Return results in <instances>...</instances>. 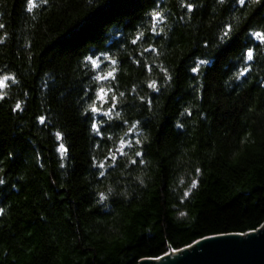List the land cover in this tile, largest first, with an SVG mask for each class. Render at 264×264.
Segmentation results:
<instances>
[{
  "label": "trees",
  "instance_id": "trees-1",
  "mask_svg": "<svg viewBox=\"0 0 264 264\" xmlns=\"http://www.w3.org/2000/svg\"><path fill=\"white\" fill-rule=\"evenodd\" d=\"M0 25V264H137L264 222V0H0Z\"/></svg>",
  "mask_w": 264,
  "mask_h": 264
},
{
  "label": "water",
  "instance_id": "water-1",
  "mask_svg": "<svg viewBox=\"0 0 264 264\" xmlns=\"http://www.w3.org/2000/svg\"><path fill=\"white\" fill-rule=\"evenodd\" d=\"M137 264H264V222L255 230L206 235Z\"/></svg>",
  "mask_w": 264,
  "mask_h": 264
},
{
  "label": "snow or ice",
  "instance_id": "snow-or-ice-1",
  "mask_svg": "<svg viewBox=\"0 0 264 264\" xmlns=\"http://www.w3.org/2000/svg\"><path fill=\"white\" fill-rule=\"evenodd\" d=\"M47 2H48V0H44V3H47ZM258 2H259V0H253V3H258ZM218 3L225 4V0H218ZM229 3H238L239 5L243 6V5H245L246 0H229ZM27 4H28L29 9H31L32 6H33V0H27ZM186 7L188 9H192V10H195L197 8V6L194 5V4H187ZM159 16H160V13L159 12H153L152 13V17L153 18H156V17H159ZM0 27H3V25H0ZM244 28H247V24L244 25ZM244 28H241L240 31H244ZM233 35H234V33H233L232 25L231 24H227V23L223 24V30L220 32V40L221 41H228V40H230V38ZM245 38H246V40H248L250 42L251 41H259L260 43L264 44V30H262V29H255V30L248 29L247 32H245ZM137 39H139V36L137 37ZM132 43L133 44L136 43V40H133ZM103 56L109 57V53L108 52H104L103 53ZM84 59L86 61H90L91 64H92V66L94 68L98 66L97 60L96 59H93L92 56H85ZM242 59L245 60V61H252L254 59V49L252 47H247L246 49H243ZM111 63L115 64L116 61L115 60H112ZM136 63H140V61H136ZM206 63H208V61H205V60H200L199 61V64L200 65H204ZM191 71L193 73H195V72H197V68L196 67H193L191 69ZM114 72H115V69H113L111 72H108L107 73V76L108 77H112ZM249 72H250V68L249 67H243V68H241L239 70L238 73H235L234 74L235 75V79L236 80H240V78L242 76H245V74L246 73H249ZM165 74L167 75L166 70H165ZM169 79H171V77H169ZM0 83H2V81H0ZM149 87L155 89L156 88V82L155 81H152L149 84ZM99 91L102 92L103 90H99ZM0 99H2V97H0ZM113 99H115V97H113ZM149 103H151V102L149 101ZM15 109L16 110L21 109V105L19 103H17L15 105ZM90 109H91V112L92 113H97V112L100 111V109L96 107L95 103H92L90 105ZM105 115H111V112L109 111L108 113H105ZM117 117H119V113H117ZM38 119L43 123L44 120H45V117L41 116V117H38ZM124 123H127V121H121L120 124H117L116 126L119 127V126H121ZM132 127L135 128L136 127V124H133ZM178 127H183V125H179ZM91 129L94 132L98 131V124H97V122L95 120H93L91 122ZM131 130L132 129H129V131H131ZM56 137H57V139H60L62 137V133L57 132L56 133ZM120 143H121V146L122 147L125 146V145L128 146V147H131L133 145V141L132 140L125 141V140L122 139L120 141ZM134 143L137 144V145H140L143 142L140 139H136L134 141ZM59 148H60L61 153L66 152V148H65V146L63 144H60L59 145ZM121 154H123V153H121ZM145 154L146 153L143 152V151H136L135 152V157L137 159L130 161V163H132V164H136V163L143 164V163H145V161L142 159V157ZM106 159H108V158H106ZM110 159L113 160V161H116L117 160V157L115 155H112L110 157ZM91 163L93 165H95L97 162L93 159ZM105 167H107V165L105 164V162L104 161H100L99 164H98V167H95L92 170L95 171V172H97L98 175L101 178H103L105 176V173L102 172V171H99V169L105 168ZM0 171H2V170H0ZM195 171L197 173H200L201 172V169L200 168H196ZM141 183H143V181H141ZM4 184H5V180L3 178H0V185H4ZM196 186H197V181L195 179H193L192 180V187L195 188ZM108 193L111 194V195H116L114 193V190L111 189V188L108 189ZM184 196H188V192L187 191L184 193ZM107 199H108V196L105 195L104 192H100L99 193V201H106ZM99 201H97V203H99ZM102 206L103 207H107L108 205L107 204H104ZM3 213H4V209L3 208H0V215H2ZM181 215H184V213H181Z\"/></svg>",
  "mask_w": 264,
  "mask_h": 264
},
{
  "label": "rangeland",
  "instance_id": "rangeland-1",
  "mask_svg": "<svg viewBox=\"0 0 264 264\" xmlns=\"http://www.w3.org/2000/svg\"><path fill=\"white\" fill-rule=\"evenodd\" d=\"M8 80H9V76L0 74V81H2V83H0V88H3L6 85V83L8 82ZM106 102H107V100H106L105 91L104 90L102 92L99 91L98 95H97V99L95 101V105L97 108L100 109V111L95 113L96 115H105V113L109 112V108L107 107ZM125 141H127V140H125ZM119 147L122 148L121 144L119 145Z\"/></svg>",
  "mask_w": 264,
  "mask_h": 264
}]
</instances>
